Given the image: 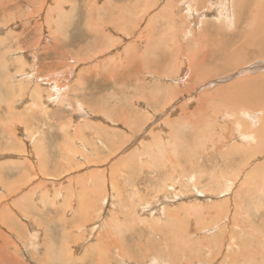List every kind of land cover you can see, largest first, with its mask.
<instances>
[{
  "label": "rangeland",
  "instance_id": "1",
  "mask_svg": "<svg viewBox=\"0 0 264 264\" xmlns=\"http://www.w3.org/2000/svg\"><path fill=\"white\" fill-rule=\"evenodd\" d=\"M23 1L0 0V264H264V102H247L264 45L245 42L262 35L247 6L208 0L194 26L159 14L183 0ZM204 34L214 50L189 72ZM223 43L247 61L228 69Z\"/></svg>",
  "mask_w": 264,
  "mask_h": 264
},
{
  "label": "bare ground",
  "instance_id": "2",
  "mask_svg": "<svg viewBox=\"0 0 264 264\" xmlns=\"http://www.w3.org/2000/svg\"><path fill=\"white\" fill-rule=\"evenodd\" d=\"M25 1V0H24ZM23 1V2H24ZM125 0H120L119 2H124ZM156 1V0H155ZM208 0H183L182 2H177V4L176 5H173V4H171V5H168L165 9H164V11L162 12V13H159V14H165V15H168L169 16V18H175L176 17V14H174L175 12H174V10H176V13H181V12H183V14H184V12H187V14H189L188 12H190L191 13V16H190V18H191V20H189V22H191L192 21V19H193V16H194V22L195 23H193L194 24V26H196V25H198V24H202V23H200L201 22V18L203 17V15H205V13L203 14V15H201V14H197L196 12L199 10V9H201V8H203L204 7V5H205V3L207 2ZM209 1H211V0H209ZM226 1V0H225ZM238 2V7H239V10H241V11H243L244 10V7H245V5L247 6V11H246V15L247 16H249V18H250V21H251V23L255 26V27H252V29H254L256 32H259V34H262L260 37H258L257 38V36H255V35H252V36H250L248 39L246 38V40H245V42H246V44H251V43H258V44H260V45H264V0H237ZM22 2V1H21ZM20 2V3H21ZM30 2H32V1H30ZM235 2V1H234ZM33 3V2H32ZM55 3V2H54ZM236 3V2H235ZM24 4V3H23ZM33 4H35V3H33ZM143 4V3H142ZM232 4V3H231ZM155 5V3L151 6V7H153ZM178 5V6H177ZM222 5V4H221ZM230 5V4H229ZM34 6H36V4L34 5ZM172 6H175L176 8L174 9ZM180 6H182V8L180 7ZM216 6V5H215ZM224 6V5H223ZM227 6V5H226ZM58 7H60V6H58ZM170 7H171V10H170ZM28 8V7H27ZM50 8V7H49ZM205 8V7H204ZM212 8V7H211ZM224 8H227V7H224ZM230 8V7H229ZM47 9H48V7H47ZM46 9V10H47ZM108 10H112V9H110L109 7L107 8ZM33 9H31L30 11H32ZM97 10V9H96ZM116 13H115V16L117 17L116 18V21H117V26H119V29H121L120 28V25L119 24H124V23H126V22H124L123 21V19L125 18V14H124V9H122V7H117L116 9ZM215 10V9H214ZM28 12H29V10H27ZM201 11V10H200ZM221 11V10H220ZM231 11V10H230ZM238 11V10H237ZM27 12V13H28ZM34 12H36V11H34ZM34 12H32L33 14H34ZM143 12V11H142ZM215 12V11H214ZM233 12V11H232ZM97 13V12H96ZM109 13L111 14V16L112 17H114V11L112 10V11H109ZM150 13V12H149ZM216 13V12H215ZM35 14H37V13H35ZM35 14H34V18H35ZM141 14V13H140ZM244 14V13H243ZM28 15V14H27ZM38 15H40V13H38ZM103 15H105L104 13H103ZM157 15V14H156ZM207 15V14H206ZM215 16H216V14H215ZM223 16V15H222ZM29 17V16H28ZM37 17V16H36ZM102 17V16H101ZM110 17V16H109ZM146 17V16H145ZM156 18H157V16H155ZM218 17V16H217ZM234 17H236V16H234ZM25 18H27L26 16H25ZM24 18V19H25ZM33 18V17H32ZM31 18V19H32ZM167 18V17H166ZM187 18V17H186ZM205 18H207V16L205 17ZM225 18V17H224ZM38 19H39V17H38ZM165 19V18H164ZM221 19V18H220ZM32 20H34V19H32ZM151 20V19H150ZM205 20V19H204ZM152 21V20H151ZM229 21H230V19H229ZM182 22V21H181ZM204 22V21H203ZM207 22V21H206ZM228 22V21H227ZM32 23H34V22H32ZM127 25H126V28H127V26H128V23H126ZM191 24V23H190ZM96 26V25H95ZM135 27V26H134ZM184 27V26H183ZM193 27V26H192ZM198 27V26H197ZM196 27V28H197ZM109 28V27H108ZM126 28H124L123 30H116V31H125L126 30ZM195 28V27H194ZM199 28V27H198ZM96 29V28H95ZM128 29V28H127ZM180 29H181V27H180ZM190 29V28H189ZM192 30V29H191ZM190 30V31H191ZM112 31V30H111ZM129 32H130V30H128ZM132 31V30H131ZM182 31V30H181ZM195 31V30H194ZM250 31V30H249ZM187 33H188V31L186 32V36H187ZM237 33H239V32H237ZM112 34V33H111ZM127 34V33H126ZM189 35H191V34H189ZM188 35V36H189ZM208 35H210V34H208ZM241 35H242V33H241ZM240 35V36H241ZM39 36V35H38ZM110 36V35H109ZM128 36V35H127ZM187 36V37H188ZM239 36V37H240ZM48 37V36H47ZM241 37H243V36H241ZM107 38V37H106ZM105 38V39H106ZM210 38V37H209ZM97 44H100V43H102V38H101V41H100V39H98V36H97ZM189 39H190V37H189ZM241 39V38H240ZM198 40L200 41V39L198 38ZM202 40L207 44L206 45V49H205V52H202L203 51V49H202V51H201V53H202V59H201V61H199L198 59L197 60H195V61H193L192 60V57L193 56H190L188 59H187V70L189 71V72H191L192 71V67L194 66V65H198V66H203L204 64H205V62L207 61V56H208V54L210 53V50H214L213 48H212V41L209 39L208 40V36H206V34H204L203 35V37H202ZM263 40V41H262ZM49 41V40H48ZM104 41V40H103ZM110 41V40H109ZM122 41V40H121ZM134 41V40H133ZM260 41V42H259ZM21 42V41H20ZM93 42V41H92ZM194 42H196V40H194L193 41V43ZM201 42V41H200ZM53 43V42H52ZM201 44H202V42H201ZM200 44V47L202 46ZM27 45V44H26ZM35 45V44H34ZM46 45V44H45ZM17 46H18V44H17ZM40 46V45H39ZM38 46V47H39ZM199 47V46H198ZM100 48H102V47H100ZM217 48H218V53L220 54V55H223V56H228L229 57V64L227 65V67H228V69H232V65L234 64V63H236V62H238V61H247V56L245 57L243 54H238V53H236L237 51H238V49H239V46L237 45L236 46V48H235V52L232 54L231 53V51H232V47H229V48H227L226 47V44H222V46H217ZM50 49V48H49ZM198 50H199V48H198ZM9 51V50H8ZM31 51H32V49H31ZM35 51V50H34ZM106 52V51H105ZM12 53V52H11ZM213 53V52H212ZM33 55V54H32ZM218 55V54H217ZM66 56V55H65ZM223 56H221V57H223ZM67 57V56H66ZM207 58V59H206ZM257 58V57H256ZM20 59V58H19ZM244 59V60H243ZM18 60V59H17ZM16 60V61H17ZM258 60H259V58H258ZM257 60V61H258ZM261 60V59H260ZM66 61V60H65ZM224 61V60H223ZM227 62V61H226ZM25 63V62H24ZM91 63V62H90ZM228 63V62H227ZM74 65V64H73ZM212 65V64H211ZM225 65H226V63H225ZM222 66V65H221ZM158 67V66H157ZM186 67V66H185ZM216 67V66H215ZM218 67V66H217ZM245 68V67H244ZM249 68V67H248ZM158 69H159V67H158ZM164 69V68H163ZM219 69H221V68H219ZM242 69V68H241ZM30 70V69H29ZM160 70H161V68H160ZM217 70V69H216ZM4 71V70H3ZM32 71V70H31ZM74 72V71H73ZM193 72H195V71H193ZM192 72V73H193ZM248 72V71H247ZM37 73V72H36ZM158 73V72H157ZM196 73V72H195ZM194 73V74H195ZM32 74V73H31ZM34 74V73H33ZM35 75V74H34ZM73 75V74H72ZM76 75V74H75ZM152 75V74H151ZM155 75V74H154ZM153 75V76H154ZM244 75V74H243ZM152 76V77H153ZM157 76V74L155 75V77ZM242 76V75H241ZM40 77V76H39ZM38 77V78H39ZM178 77V76H177ZM192 77H194V76H192V75H190V77H189V79H191ZM29 78H31V77H29ZM70 78V77H69ZM33 79V78H32ZM261 79H262V81H261ZM261 79L260 80H258L257 81V83H258V86H259V88L261 89V91L262 92H258V93H255L254 95H252V96H250L248 99H247V102H250V100L252 99V98H254V100H255V97L257 96V98H258V96H260V95H262L261 97H260V99H259V101L258 102H256L255 104H253V105H257V104H262L263 102H264V76L263 77H261ZM37 80V79H36ZM44 80V79H43ZM234 80V79H233ZM196 81H198V80H196ZM188 82H190V80H188ZM218 82H223V80H220V81H218ZM48 83V82H47ZM223 84V83H222ZM224 85H226V84H224ZM41 86V85H40ZM192 87H195V86H193L192 85ZM11 88V87H10ZM68 88V87H67ZM70 89V88H69ZM64 90H66V89H64ZM57 91V90H56ZM14 93V92H13ZM58 94H61V93H59V90H58ZM170 94V93H169ZM213 94V93H212ZM217 94L222 98L223 96H225L224 94H222V91L221 92H217ZM57 96H59V95H57ZM28 97V96H27ZM220 97H218V98H220ZM236 97H237V95L235 94V91L234 90H232L231 92H230V95L229 96H226L225 97V101H227V103L230 101V103L231 102H233L234 104H236ZM54 99V98H53ZM55 99H57V97L55 98ZM30 100V99H29ZM44 102V101H43ZM262 102V103H261ZM22 103V102H21ZM58 103V102H57ZM19 104V103H18ZM28 104H30V103H28ZM32 104V103H31ZM15 106V105H14ZM248 106L249 105H245V106H243V105H240V107H238V109H242L243 111H245L243 108L244 107H247L248 108ZM254 106V107H255ZM258 106V105H257ZM262 106V105H261ZM260 106V107H261ZM25 107V106H24ZM213 107V106H212ZM258 108V107H257ZM38 110V109H37ZM242 110H241V112H242ZM253 110V109H252ZM23 111V110H22ZM36 111V110H35ZM226 111V110H225ZM224 111V112H225ZM234 111H236V110H234ZM240 112V111H239ZM238 112V113H239ZM240 112V113H241ZM258 112V111H257ZM77 113H79V114H77ZM77 117H79V119H81V118H85L86 116H87V112H86V110L84 109V107H82L81 106V104H79V106H78V111H77ZM237 113V112H236ZM239 113V114H240ZM244 113V112H243ZM42 114V113H41ZM226 114V113H225ZM249 114V113H248ZM252 114V113H251ZM260 114V113H259ZM258 114V115H259ZM262 114L264 115V112H262ZM241 115V114H240ZM245 115V114H244ZM237 116V115H236ZM260 116H262V115H260ZM231 117V116H230ZM27 118V117H26ZM215 118H217V117H215ZM229 118V117H228ZM249 118L250 119H253L256 123L257 122H259V121H256V119L255 118H253V117H251V116H249ZM249 118H247V119H249ZM105 119V118H104ZM222 119V118H221ZM227 119V118H226ZM259 119V118H258ZM27 120V119H26ZM107 120V119H106ZM128 120V119H127ZM179 120V119H178ZM177 120V121H178ZM225 120V119H224ZM260 120V119H259ZM107 121H110L109 119L107 120ZM118 122V120H115V122ZM123 121V120H122ZM121 121V122H122ZM129 121V120H128ZM175 121V120H174ZM176 121V122H177ZM220 121H222V120H220ZM235 121V120H234ZM10 122V121H9ZM168 122H169V120H168ZM261 122V125L263 126V128H262V131H261V133H260V130H258V132L260 133L259 134V138H257L258 140H259V142H256V137H257V135H248V137H246V133L244 134L245 135V137H244V135L242 136L243 138H246L247 139V141H248V144L249 143H252V142H256L257 143V146L260 148V147H264V121H260ZM259 122V123H260ZM236 123V122H235ZM258 123V124H259ZM124 124H127V123H124ZM19 125V124H18ZM215 125H216V123H215ZM238 125V124H237ZM246 125V124H245ZM260 125V126H261ZM11 126H13V124L11 125ZM254 126H256V125H254ZM259 126V125H258ZM110 127V126H109ZM218 127V126H217ZM238 127V126H237ZM115 128V127H114ZM150 128V127H149ZM233 128V127H232ZM239 128V127H238ZM241 128V127H240ZM249 128V127H248ZM256 128V127H255ZM261 128V127H260ZM259 127H257L256 128V130L257 129H260ZM35 129V128H34ZM152 129V128H151ZM251 128H249V130H250ZM14 130V129H13ZM248 130V129H247ZM248 130V131H249ZM33 131V130H32ZM152 131V130H151ZM205 131V130H204ZM203 131V132H204ZM223 131V130H222ZM236 131V130H235ZM28 132V131H27ZM126 132V131H125ZM168 132V131H167ZM202 132V133H203ZM245 132V131H244ZM252 131H250V133H251ZM253 132H255V130L253 131ZM164 133V132H163ZM175 133V132H174ZM240 133V132H239ZM248 133V132H247ZM35 134V133H34ZM34 134H32V135H34ZM252 134V133H251ZM257 134V133H256ZM24 135V134H23ZM135 135V134H134ZM203 135V134H202ZM38 136V135H37ZM233 136V135H232ZM256 136V137H255ZM41 137V136H40ZM172 137V136H171ZM36 135H34V139L36 140ZM110 138V137H109ZM174 138V137H173ZM173 138H171V140H173ZM175 138H176V136H175ZM174 138V139H175ZM165 139V138H164ZM246 139H243V140H246ZM263 139V140H262ZM109 140V139H108ZM139 140H141V139H139ZM182 140V139H181ZM201 140V139H200ZM100 141V140H99ZM142 141V140H141ZM174 141V140H173ZM172 141V142H173ZM179 141V140H178ZM171 142V141H170ZM125 143V142H124ZM127 143V142H126ZM138 143H140V142H138ZM168 144V143H167ZM173 144H175V143H173ZM41 145V144H40ZM103 145V144H102ZM150 145V144H149ZM159 145V144H158ZM157 145V146H158ZM161 145V144H160ZM165 145V144H164ZM172 145V144H171ZM176 145V144H175ZM42 146V145H41ZM141 146V145H140ZM148 146V145H147ZM170 146V145H169ZM179 146V145H178ZM177 145H176V147H178ZM86 147V146H85ZM122 147V146H121ZM139 147V146H138ZM167 147V146H166ZM103 148V147H102ZM119 148V147H118ZM151 148V147H150ZM161 148V147H160ZM182 148V147H181ZM12 149V148H11ZM37 149V148H36ZM35 149V150H36ZM126 149H127V147H126ZM154 149V148H153ZM163 149V148H162ZM161 149V150H162ZM168 149V148H167ZM174 149V148H173ZM173 149H171V150H173ZM141 150V149H140ZM148 150V149H147ZM157 151H158V149H156ZM177 150V149H176ZM181 150V149H180ZM126 151V150H125ZM129 151V150H128ZM264 151V150H263ZM95 152V151H94ZM142 152V151H141ZM161 152V151H160ZM172 152V151H171ZM155 153V152H154ZM153 153V154H154ZM46 154H48V153H44V155L45 156H47ZM152 154V155H153ZM161 154V153H160ZM163 154V153H162ZM165 154V153H164ZM25 155V154H24ZM49 155V154H48ZM148 155H150V154H148ZM147 155V156H148ZM150 156V158L151 157H153V156ZM156 155V154H155ZM176 155V154H175ZM178 155V154H177ZM39 156V155H38ZM141 157V156H140ZM161 156H159V158H160ZM24 158V157H23ZM155 158V157H154ZM175 158H176V156H175ZM141 159H143V158H141ZM140 159V160H141ZM163 159V158H162ZM262 159V158H261ZM160 161H161V159H160ZM168 161H170V162H173V160L171 161V160H168ZM140 162L142 163L143 161H139L138 160V162H136V161H134L133 160V165H132V168H130V167H128L129 169H131V171L133 172V173H135L134 171H135V168L136 167H138L139 168V165H140ZM148 162V164H149V161H147ZM145 163V162H144ZM15 164V163H14ZM139 164V165H138ZM143 164V163H142ZM151 165H152V163H150ZM160 164V163H159ZM17 165V164H16ZM19 165V164H18ZM155 165V164H154ZM157 165V164H156ZM161 166H162V164H161ZM226 166V165H225ZM142 167V166H141ZM148 167H150L151 168V166H148ZM153 167V166H152ZM156 167V166H155ZM159 167V166H158ZM154 168V167H153ZM165 168V167H164ZM144 169H145V167H144ZM147 169V168H146ZM152 169V168H151ZM154 169H157V168H154ZM153 169V170H154ZM159 169H160V167H159ZM147 171V170H146ZM156 171V170H155ZM89 172V171H88ZM151 172V171H150ZM159 172V171H158ZM99 173V172H98ZM111 173V172H110ZM154 173V172H153ZM152 173V174H153ZM158 174V173H157ZM160 174V173H159ZM97 175V174H96ZM96 175H93V176H96ZM108 175V174H107ZM111 175H113L112 173H111ZM100 176V175H99ZM109 176V175H108ZM183 176V175H182ZM156 177V176H155ZM238 177H240V176H238ZM147 178H149V177H147ZM151 178V177H150ZM240 178H242V177H240ZM153 179H154V177H153ZM193 179V178H192ZM143 180H144V178H143ZM147 180V179H146ZM152 180V179H151ZM176 180V179H175ZM183 180V179H182ZM194 180V179H193ZM215 181V180H214ZM225 181H226V179H225ZM92 182V177H91V179H90V182H89V184ZM151 182H153V181H151ZM194 182V181H193ZM253 181H251V183H252ZM130 183V182H129ZM138 183V182H137ZM150 183V182H149ZM154 183V182H153ZM191 183V182H190ZM112 184V183H111ZM152 184V183H151ZM197 184V183H196ZM225 184V183H224ZM139 185V184H138ZM112 186H114V185H112ZM133 186V185H132ZM135 186V185H134ZM183 186V185H182ZM96 186H94V187H92L93 189L95 188ZM262 187H263V185H262ZM196 188V187H195ZM195 188H194V190H195ZM259 188V187H258ZM8 189V188H7ZM112 189V188H111ZM114 189V188H113ZM137 189V188H136ZM139 190V189H138ZM153 191V190H152ZM199 191V190H198ZM227 191V190H226ZM195 193H197V190L195 191ZM195 193H194V195H195ZM202 193V192H201ZM240 193H241V191L238 193V198L241 196L240 195ZM255 193V191L253 192V194ZM200 194V193H199ZM98 195H100V194H98ZM140 196V195H139ZM166 196V195H165ZM180 197V196H179ZM250 197H251V195H250ZM100 198V197H99ZM252 198V197H251ZM254 198V197H253ZM253 198H252V202H254L253 201ZM161 199V198H160ZM59 200H61V197H60V199ZM154 200V199H153ZM166 200H168V199H166ZM165 200V201H166ZM230 200V199H229ZM158 201V204H160L161 205V207H160V212L162 213V214H164L165 213V211H166V206H165V201L163 200V201H161L160 200V202L161 203H159V200H157ZM170 201V200H169ZM176 201V200H175ZM40 202H41V200H40ZM251 202V201H250ZM157 203V202H156ZM40 204V203H39ZM146 204V203H145ZM233 204V203H232ZM9 205V204H8ZM147 205H149V203L147 204ZM150 205H152V204H150ZM149 205V206H150ZM153 205H155V204H153ZM5 206H7V204L5 205ZM183 206V205H182ZM8 207V206H7ZM147 207V206H146ZM154 207V206H153ZM158 207V206H157ZM2 208H5V207H2ZM2 208H0V210L2 209ZM148 208V207H147ZM155 208V207H154ZM185 208V207H184ZM7 209V208H6ZM5 209V210H6ZM9 209V208H8ZM8 209H7V212H8ZM3 210V209H2ZM5 210H3L2 212L4 213V211ZM73 210V209H72ZM152 210V209H151ZM197 210V209H196ZM147 211V210H146ZM72 212H74V211H72ZM153 212V211H152ZM155 212V211H154ZM159 212V211H158ZM167 212V211H166ZM196 212V211H195ZM5 213H6V211H5ZM68 214H69V212H67ZM257 213V212H256ZM1 214V213H0ZM11 214V213H10ZM9 214V215H10ZM166 215H167V213H166ZM166 215H164V217H166ZM258 215V214H257ZM24 216V215H23ZM262 216V215H261ZM261 216H260V218H261ZM0 217H2L1 215H0ZM7 217V216H6ZM9 217V216H8ZM13 217V216H12ZM25 217V216H24ZM229 217V216H228ZM254 217H256L255 216V214H254ZM6 219V221H7V218H5ZM10 219V217L8 218V220ZM2 220V219H1ZM12 220V219H11ZM2 221H4V220H2ZM2 221H1V223H2ZM12 221H15L14 219L12 220ZM209 221V220H208ZM218 221H220L221 222V219L220 220H218ZM8 222H10V220L8 221ZM75 222V221H74ZM220 222H218L217 224H220ZM4 223V222H3ZM2 223V224H3ZM5 224V223H4ZM24 224V223H23ZM217 224H215V225H217ZM215 225H214V227H215ZM260 226V225H259ZM15 228V227H14ZM217 227H215V229H216ZM256 229V228H255ZM254 229V230H255ZM262 229H263V227H262ZM261 229V230H262ZM264 230V229H263ZM209 230H207V232H208ZM259 232H260V228H259ZM258 232V233H259ZM263 232V231H262ZM35 233V232H34ZM261 233V232H260ZM18 234H20V233H18ZM35 235V234H34ZM263 235V234H262ZM34 237H36V236H34ZM214 237V236H213ZM46 238V237H45ZM48 238V237H47ZM234 238V237H233ZM234 242H235V240L233 239L232 241H230V246H229V248H228V252H232V250L235 248V245H233L234 244ZM213 243V242H212ZM231 243H232V247H231ZM24 247V246H23ZM69 247V246H68ZM18 248V247H17ZM25 248V247H24ZM66 248V247H65ZM218 248V247H217ZM70 249V248H69ZM212 249V248H211ZM76 251V250H75ZM212 251H214L213 249H212ZM235 252V251H234ZM70 255V259H68L67 261H70V262H73L74 261V258H72L71 256L73 255V253L72 254H69ZM136 256V255H135ZM69 257V256H68ZM149 258V257H148ZM19 260V259H18ZM124 260V259H123ZM102 261V260H101ZM229 261V260H228ZM103 262V261H102ZM230 262V261H229ZM154 263V262H153ZM68 264V263H67Z\"/></svg>",
  "mask_w": 264,
  "mask_h": 264
}]
</instances>
